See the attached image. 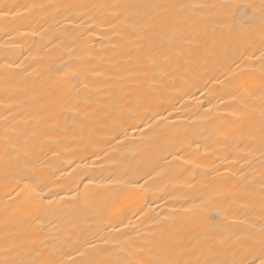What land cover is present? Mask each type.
Listing matches in <instances>:
<instances>
[{
  "label": "bare ground",
  "instance_id": "6f19581e",
  "mask_svg": "<svg viewBox=\"0 0 264 264\" xmlns=\"http://www.w3.org/2000/svg\"><path fill=\"white\" fill-rule=\"evenodd\" d=\"M0 264H264V0H0Z\"/></svg>",
  "mask_w": 264,
  "mask_h": 264
}]
</instances>
